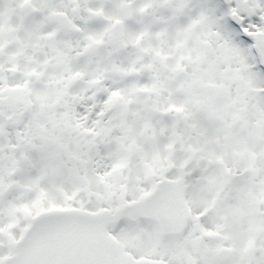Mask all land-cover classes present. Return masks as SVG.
<instances>
[{"label":"snow or ice","instance_id":"6c2138e0","mask_svg":"<svg viewBox=\"0 0 264 264\" xmlns=\"http://www.w3.org/2000/svg\"><path fill=\"white\" fill-rule=\"evenodd\" d=\"M0 264H264V0H0Z\"/></svg>","mask_w":264,"mask_h":264}]
</instances>
